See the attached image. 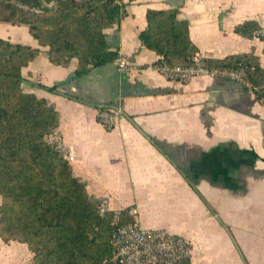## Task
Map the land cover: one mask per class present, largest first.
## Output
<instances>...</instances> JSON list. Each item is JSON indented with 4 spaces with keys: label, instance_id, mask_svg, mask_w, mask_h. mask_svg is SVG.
<instances>
[{
    "label": "crops",
    "instance_id": "crops-1",
    "mask_svg": "<svg viewBox=\"0 0 264 264\" xmlns=\"http://www.w3.org/2000/svg\"><path fill=\"white\" fill-rule=\"evenodd\" d=\"M121 2L126 14L107 40L128 73L116 60L77 79V59L53 64L28 26L1 22L0 38L40 48L23 68V89L59 110L74 174L105 209L136 207L144 227L185 237L190 264H264V102L225 75L169 80L139 39L148 9L175 7L201 56L254 51L264 66V40L235 32L249 19L264 28V0ZM106 106L124 113L111 129L99 120ZM32 255L0 236V264H32Z\"/></svg>",
    "mask_w": 264,
    "mask_h": 264
},
{
    "label": "trees",
    "instance_id": "trees-1",
    "mask_svg": "<svg viewBox=\"0 0 264 264\" xmlns=\"http://www.w3.org/2000/svg\"><path fill=\"white\" fill-rule=\"evenodd\" d=\"M57 4L54 6V4ZM126 12L121 0H0V23L26 25L53 64L77 59L75 78L119 58L107 30ZM178 8L148 9L142 45L160 56L156 64L216 70L220 76L239 71L242 83L264 102V66L254 52L224 58L200 56L190 23ZM244 37L264 28L255 19L235 26ZM40 48L0 38V236L18 240L32 251V264H113L112 232L116 216L130 221L128 209H103L72 164L48 137L58 131L59 110L46 98L26 92L23 68ZM45 89L57 92L58 85ZM178 264H190V258Z\"/></svg>",
    "mask_w": 264,
    "mask_h": 264
},
{
    "label": "built area",
    "instance_id": "built-area-1",
    "mask_svg": "<svg viewBox=\"0 0 264 264\" xmlns=\"http://www.w3.org/2000/svg\"><path fill=\"white\" fill-rule=\"evenodd\" d=\"M200 56L198 52L195 54L193 58L195 63L199 62ZM117 65L121 73H128L131 70L129 62L120 55ZM155 68L169 80L179 82H185L197 76H220L216 70H209L197 65L183 67L156 64ZM223 75L242 81L239 71L226 72ZM123 116V111L114 106L103 107L99 112L100 122L109 129L113 128ZM48 141L67 160L70 161L73 158L59 131L51 134ZM102 207L105 209L103 202ZM128 213L130 221L122 222L116 216L114 222L111 238L113 264H178L182 260L190 258L191 246L185 237L171 233L165 228L144 227L139 220L136 207H130Z\"/></svg>",
    "mask_w": 264,
    "mask_h": 264
},
{
    "label": "water",
    "instance_id": "water-1",
    "mask_svg": "<svg viewBox=\"0 0 264 264\" xmlns=\"http://www.w3.org/2000/svg\"><path fill=\"white\" fill-rule=\"evenodd\" d=\"M57 4V2L54 4V6Z\"/></svg>",
    "mask_w": 264,
    "mask_h": 264
}]
</instances>
